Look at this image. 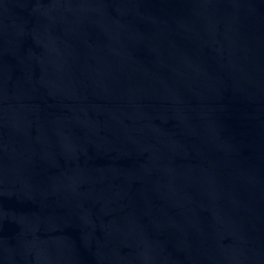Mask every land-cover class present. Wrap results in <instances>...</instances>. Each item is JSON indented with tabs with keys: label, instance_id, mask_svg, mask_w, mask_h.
I'll use <instances>...</instances> for the list:
<instances>
[{
	"label": "water",
	"instance_id": "1",
	"mask_svg": "<svg viewBox=\"0 0 264 264\" xmlns=\"http://www.w3.org/2000/svg\"><path fill=\"white\" fill-rule=\"evenodd\" d=\"M0 264H264V0H0Z\"/></svg>",
	"mask_w": 264,
	"mask_h": 264
}]
</instances>
